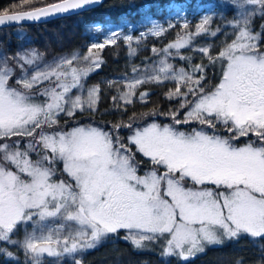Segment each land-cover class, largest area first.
Instances as JSON below:
<instances>
[{
	"label": "snow or ice",
	"instance_id": "snow-or-ice-1",
	"mask_svg": "<svg viewBox=\"0 0 264 264\" xmlns=\"http://www.w3.org/2000/svg\"><path fill=\"white\" fill-rule=\"evenodd\" d=\"M99 4L101 0H59L32 11L0 14V26L37 22ZM169 7H177L180 15V6ZM196 7L205 14L194 35L178 34L163 52L176 49L179 54L197 36L226 34L219 26L212 30L222 13L219 0ZM227 7L240 16L228 21L234 39L225 43L218 56L212 55L211 46L198 49L210 64L221 65L222 78L214 90L204 91L203 75L194 78L195 73H203V63L190 65L191 73L184 68L177 72L161 59L143 75L133 67L137 75L112 97L113 107L119 109L133 103L140 86L172 80L176 87L165 93L166 98L179 100L180 109L188 108L183 120L177 119L179 110L171 113L175 124L196 121L212 129L219 125L232 134H209L203 128L184 132L155 122L138 128L127 141L149 159L152 168L144 175L137 174L141 162L116 134L123 127L131 129V124H115L110 131L91 124L77 123L67 131L59 126L61 113L75 119L77 112L96 111L101 89L95 85L85 89L82 78L101 66L99 51L115 45L118 33L92 43L86 54L59 58L30 76L23 73L26 65H34L35 50L16 53L11 66L7 56L0 57V257L5 258L4 264H45L46 257L75 256L94 250L119 230L126 231L123 239L137 250L159 240L160 256L168 257V264L189 261L204 253L206 246L245 236L264 240V24L262 31L252 28L257 14L264 19V0H232ZM182 19L187 32L191 22ZM174 27L169 23V29ZM167 31L155 22L150 29L155 37ZM124 40L130 47L133 37ZM45 81L47 86L37 87ZM72 89L86 91V96L69 95ZM148 96L147 91L139 93L141 100ZM189 96L195 99L190 101ZM250 134L256 139L237 146L240 138ZM24 138L31 139L21 146ZM61 162L60 171L72 182L53 179ZM74 264L82 261L75 259Z\"/></svg>",
	"mask_w": 264,
	"mask_h": 264
},
{
	"label": "trees",
	"instance_id": "trees-1",
	"mask_svg": "<svg viewBox=\"0 0 264 264\" xmlns=\"http://www.w3.org/2000/svg\"><path fill=\"white\" fill-rule=\"evenodd\" d=\"M57 1L59 0H0V14L30 10ZM209 2L211 0H104L100 5L78 14L66 15L41 23L0 28V49L13 65L15 64L14 57L16 53L20 52L22 46H30L43 59L51 60L66 52L88 49L94 36L102 32L96 31L97 24L106 25L108 23H120L121 20H135L144 12L149 11L163 17L166 10L177 9V7H169V5L180 6L181 10L190 15L188 17L195 19L197 18L196 15L201 16L204 13V10L197 8L196 5ZM219 2L225 10L222 11L221 18L218 19V16L215 18V24L212 28L215 30L219 26L223 32L229 28L228 21L233 20L235 13L227 7L231 4L229 0H219ZM145 5L150 7L146 8ZM187 5H191V7ZM262 24H264V19L257 14L252 23L253 30L262 31L260 27ZM184 33L186 30L181 23L175 24L174 28H168L166 34L161 37L146 33V35L141 36V49L137 60L152 57L153 48H165L169 43L175 42L178 34L184 35ZM220 35L221 32H218L216 37L210 35V38L215 40ZM262 48H264V43H262ZM127 52V42L123 37L117 38L115 45H107L99 51L103 63L84 78L86 84L95 85L101 89L100 102L96 111L92 114L77 112L75 119L63 116L59 120V126L67 131L77 123L79 125L94 124L110 131L115 124H131V129L123 127L116 134L121 137L127 147L131 148L136 160L140 161L141 167H143V164L147 165L149 161L136 151L135 145L128 144L127 137L132 135L136 128L153 122L175 124L171 113L179 110L177 119H181L185 116L188 108L180 109L179 100L169 101L166 98L165 93L174 90L176 87L174 81H166L160 85H142L137 89V95L133 98L132 104L124 105L119 109L114 108L112 97L125 90L129 81L126 75ZM218 55L219 49L216 50L214 56ZM180 56H187L188 60H182ZM173 61L174 64L184 67L190 73V65L203 63L205 65L203 73H195L194 78L199 79L201 75L204 76L202 85L205 92L213 90L220 83L222 78L221 65L210 64L208 58L201 59L191 49H181ZM110 83L111 87L109 86ZM145 91L149 93V96L146 100H141L139 93ZM182 91H186V89L182 88ZM188 99L191 101L195 97L189 96ZM120 103L123 105V101ZM153 111L160 114L150 115ZM52 130L57 129L53 128ZM12 139L18 138L13 137ZM27 139L31 138H24L21 140L22 143ZM57 168H61V163L57 164ZM59 177L69 181L66 174H61ZM125 234V230H119L118 234H109V237L94 250L81 253L79 259L82 264H161V261L163 264H168L169 258L160 256L161 242L159 240L148 243V247L145 249L137 250L130 241L123 239ZM172 259L175 260V258ZM4 261L0 259V264H4ZM59 261L60 264H74V262L70 263L67 257H61ZM178 264H264V240H253L245 236L239 241L208 246L204 253L198 254L189 261L180 260Z\"/></svg>",
	"mask_w": 264,
	"mask_h": 264
},
{
	"label": "rangeland",
	"instance_id": "rangeland-1",
	"mask_svg": "<svg viewBox=\"0 0 264 264\" xmlns=\"http://www.w3.org/2000/svg\"><path fill=\"white\" fill-rule=\"evenodd\" d=\"M229 1L232 3V0H229ZM248 7L251 8L252 6H248ZM224 10L225 9H223V7H222V11H224ZM239 11L242 13L244 10L241 9ZM176 12H177V9H174V10H169L168 9V10H166L164 12V16L162 17L160 14H156L153 11H151V12L149 11V12H144L139 17H137V19H135V20H131V19L121 20L120 23H108L106 25L97 24V27H99V30L102 31V32L100 34H96L94 36L92 43L103 42L105 40V38L107 36H109L113 32L119 34L117 38H119V37H123L124 38L127 35H131L133 37V40H132V43H131L130 47H129V44L127 43V46H128L127 62L128 63H127V74L126 75H127L128 79H129V81L133 77H135L137 75V72L133 71V67H135L138 70L139 74L143 75L145 72L154 70V68L158 66V63H159V61L161 59L165 60L167 63L172 64L173 68L178 72L181 68H184V67L177 66L176 64H174L173 59L176 58L179 55V54H177V50L176 49H172L170 52L165 53V52L162 51V49H164V48H162V49L158 48L157 52H153L152 51V53H153L152 57H149V58L145 57L143 60H137V57L139 56V51L141 49V45H140V42L142 41L141 36L146 35V33H151L150 29L153 26V22H155L157 24H160L164 28L168 29L169 23L174 24V25L177 24V23L183 24V19L182 18L186 17L192 23V27L186 33H184V36H186V38H187L189 33L194 35V33H195V25L197 23H199L200 17L205 14V13H203L201 16L196 15L197 18L192 19V18L188 17L190 15H188L186 12H184V10L180 11V15L179 16L176 15ZM222 15H223V12L221 13V15H218V19H219V17L221 18ZM235 18L236 19L240 18L238 13H235ZM232 21L234 22V18H233ZM212 30H213V28H212ZM223 33H226V34H221L215 40L210 38V34L197 36L184 49H191L201 59L202 58L205 59L207 57L206 56H202V54L198 51V49L200 47L211 46V48L213 49L212 55L214 56L216 54V50L217 49H219V51L223 50V47H224L225 43H231L232 39H234L233 28H232L231 25H229V28L223 30ZM165 48H167V46ZM131 49H135V53L134 54H130V50ZM25 50L31 51V50H35V49L31 48L30 46H25V47L22 46V48L20 50V53L24 52ZM87 50L88 49L83 50V51L75 50V51L66 52V53H63L61 55L56 56L55 58H53L51 60L43 59V57L35 50L38 53V57H37L34 65H30V66L26 65L25 66V71H24L23 74L30 76L35 71L43 70L47 65L53 64L59 58H71L72 55L78 54V53L79 54H86ZM94 51H97V50H94ZM2 56H6V55L0 49V57H2ZM99 59L101 60L100 55H99ZM9 65L10 66L13 65V63L10 62V59H9ZM72 66L73 67H77L78 66L77 62H74ZM79 66H82V65H79ZM84 78L85 77L82 78V82L85 85V89L93 86L91 84H86L84 82ZM166 81H172V80H166ZM166 81H164V82H166ZM47 85H48V82L45 81V82H43L42 85H37V87L39 88L41 86H47ZM207 92H210V91H207ZM69 95H72V96H75V95L86 96V91H81V90H78V89H72L71 92L69 93ZM40 99L43 100L44 98L40 97ZM190 107H191V105H190ZM63 116L64 115L61 113L60 114V118L63 117ZM183 119H184V116L180 120H183ZM155 123H158V122H155ZM158 124H160V123H158ZM91 125L100 127L99 125H94V124H91ZM147 125H149V124H147ZM147 125H144V126L140 127L139 129H142L143 127H146ZM161 125H173L178 130L184 131V132H191L193 129L200 130L201 128H203L209 134H212L213 132H216L217 134H221V135H229V136L232 135L231 133H228L225 130H223L222 127L219 126V125L217 126L216 129H212V128H208L207 125H203L202 126L196 121H192V122L187 123V124L165 123V124H161ZM136 129H138V128H136ZM45 131L51 132V131H54V130L45 128ZM249 139L255 140L256 137L254 135L250 134V136L247 137V138H244V137L240 138V140L237 141L236 144H237V146H243V144L248 142ZM28 140L29 139L24 141V143H22V141H21V146L26 145ZM31 156H32L33 159L37 158V155H36L35 152L31 153ZM146 159L149 161L148 158H146ZM143 165H144L143 167H141V164L139 165V169H138V173H137L138 175H144L145 172L150 171L151 168H152V165H151L150 161H149V164H147V165L143 164ZM56 168H57V165H56ZM62 168H63V164L61 162V168H57L58 171H57V174L53 177L54 180H57V181L58 180H65L62 177H59V175L63 174L62 171H60V170H62ZM65 181L72 182L70 180V178H69V181L68 180H65ZM37 219H38V217H37ZM44 223L45 224H51V221H45ZM30 230H31V227H29V231ZM207 247L208 246H206V248ZM80 254H76L75 256L65 255L64 257H67L69 259L70 263H71V262H74L75 259H79ZM19 258H20L21 261L23 260L22 256H20ZM0 259L5 260L4 257H0ZM59 259L60 258H47L46 257L45 258V264H49L50 261H51V264H60Z\"/></svg>",
	"mask_w": 264,
	"mask_h": 264
},
{
	"label": "water",
	"instance_id": "water-1",
	"mask_svg": "<svg viewBox=\"0 0 264 264\" xmlns=\"http://www.w3.org/2000/svg\"><path fill=\"white\" fill-rule=\"evenodd\" d=\"M104 0H101V3L103 2ZM59 2V1H57ZM57 2H53V3H57ZM51 4V3H50ZM48 5V4H47ZM100 5V4H99ZM46 6V5H44ZM44 6H41V7H44ZM98 6V5H96ZM96 6H92L91 8H94ZM38 8V7H37ZM91 8H85L83 10H76V11H73L71 14H76V13H80L82 11H85V10H88V9H91ZM35 9V8H34ZM34 9H30V10H24V11H16V12H8L7 14H16V13H20V12H25V11H32ZM1 14H5V13H1ZM71 14H61V15H57V16H53L51 18H48V19H42L41 21H37V22H32V21H21L19 23H12V24H8V25H4V26H0V28H6V27H11V26H19V25H23V24H32V23H41V22H46V21H49V20H52V19H55V18H58V17H62V16H66V15H71Z\"/></svg>",
	"mask_w": 264,
	"mask_h": 264
}]
</instances>
